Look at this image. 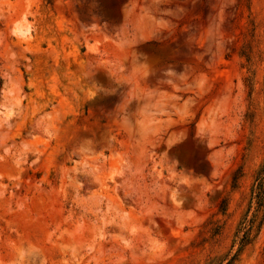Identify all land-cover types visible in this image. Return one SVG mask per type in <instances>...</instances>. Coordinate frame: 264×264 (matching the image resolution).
<instances>
[{"label":"rangeland","instance_id":"374dc122","mask_svg":"<svg viewBox=\"0 0 264 264\" xmlns=\"http://www.w3.org/2000/svg\"><path fill=\"white\" fill-rule=\"evenodd\" d=\"M263 166L264 0H0V264H225Z\"/></svg>","mask_w":264,"mask_h":264},{"label":"trees","instance_id":"16d2710c","mask_svg":"<svg viewBox=\"0 0 264 264\" xmlns=\"http://www.w3.org/2000/svg\"><path fill=\"white\" fill-rule=\"evenodd\" d=\"M252 200L250 207L253 212L250 217L247 215L243 218L235 235L234 245L237 246V250L227 255L229 257L225 264H234L238 260L240 252L252 241L253 232L259 229L264 222V166L259 171L252 189Z\"/></svg>","mask_w":264,"mask_h":264}]
</instances>
